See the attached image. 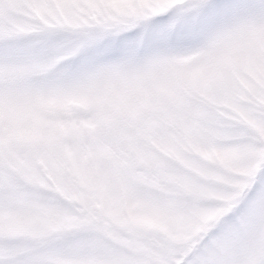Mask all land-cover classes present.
I'll return each instance as SVG.
<instances>
[{"label": "snow or ice", "instance_id": "6c2138e0", "mask_svg": "<svg viewBox=\"0 0 264 264\" xmlns=\"http://www.w3.org/2000/svg\"><path fill=\"white\" fill-rule=\"evenodd\" d=\"M0 264H264V0H0Z\"/></svg>", "mask_w": 264, "mask_h": 264}]
</instances>
